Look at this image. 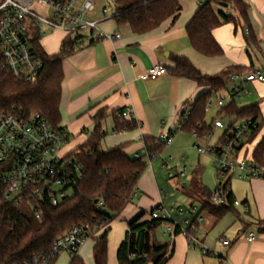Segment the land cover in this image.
Instances as JSON below:
<instances>
[{"label":"crops","instance_id":"1","mask_svg":"<svg viewBox=\"0 0 264 264\" xmlns=\"http://www.w3.org/2000/svg\"><path fill=\"white\" fill-rule=\"evenodd\" d=\"M177 1L181 10L174 22L169 18L142 35L133 34L127 26L119 25L112 18L101 21L98 24L101 33L119 35V38L113 41L84 40L62 62L59 127L68 137L61 151L62 155H69L72 150L86 141L87 135L93 129V116L97 112L103 113L102 130L105 133L101 142L103 151L123 146L124 153L129 157L142 156L145 152L144 139L157 140L162 135H169L176 128L178 118L184 109L209 91L207 87H200L191 80L172 76L169 71L173 67L170 60L172 56L185 58L196 70L206 76H215L226 70L242 74L257 70L264 72V0H245L248 7L247 23L239 21L236 24H222L212 32L215 42L222 50V55L209 59L202 57L191 48L185 32L186 25L202 2ZM220 9L224 10L221 7ZM95 12H97L96 4L95 11L91 14L92 18L89 20L100 21L103 16H95ZM223 12L229 13L227 10ZM107 15L111 17L113 10ZM44 37L46 45L51 46V50L46 51L42 37L39 45L44 53L48 56L57 54L64 35L54 32ZM155 65H163L166 74L155 81L143 79L148 70ZM227 83L231 85L230 89L234 85L229 81H226L225 85ZM225 85L223 90L212 94L210 102L230 90H227ZM245 88L254 93L252 95L255 96V101L251 104L258 105L260 116L257 123L264 126V83L247 84ZM218 110L219 108L216 109V113ZM118 111H128L129 117L122 121L117 119V122L132 121L135 123L134 129L113 132L116 122L113 114ZM194 139L199 141L193 134L181 131L174 136L170 149L165 151L168 153L171 148L182 151L191 144L192 147L198 146V143H194ZM192 151L197 156L199 167L195 173L199 177L200 184L207 189L206 177L213 173L212 168L201 167L202 156ZM145 159L149 162L148 158L144 157L143 160ZM152 160L149 168L145 169L136 184L132 202L110 224L107 237V264H117L116 251L123 241L130 221L141 213L143 216L139 223L149 221V214L154 209L159 206L166 208L161 196L162 190H160L156 167L160 159ZM205 163L206 161H203L202 164ZM168 181L175 186L180 185L177 181ZM188 183L180 186L184 187ZM234 186L229 179L228 189L234 201L240 204L234 207L235 214H227L217 220L203 212L204 222L198 233V240L208 251L207 255H202L198 249L190 248L181 236L164 237L162 230L161 240L156 234L154 235V240L158 243L173 244V255L165 264H264V233L260 232L264 227L258 225L259 222H264V180H244L241 190L239 186ZM180 196L178 200L186 203L170 205L169 208L187 209L195 206L196 203L190 202L183 189ZM196 207L201 209L199 204ZM249 234L255 236V240L251 243L247 241ZM222 240H226L228 245L223 246ZM92 247L91 241L89 251L90 260L93 262ZM76 257L83 263L90 264L89 255L86 256L88 260L85 261L81 257L80 250ZM70 262L71 259L68 264Z\"/></svg>","mask_w":264,"mask_h":264},{"label":"trees","instance_id":"2","mask_svg":"<svg viewBox=\"0 0 264 264\" xmlns=\"http://www.w3.org/2000/svg\"><path fill=\"white\" fill-rule=\"evenodd\" d=\"M115 20L119 25L127 26L133 34L142 35L171 18L174 22L181 10L177 0H111ZM225 4L229 13L214 7ZM247 4L245 0H208L199 5L197 11L185 27L191 48L204 58L222 55L212 32L222 24L247 23ZM218 9V10H217ZM75 42L64 37L57 54L48 56L37 46L44 67L32 84H22L0 69V115L20 113L24 116L38 114L48 124L60 132V86L63 79L62 62L72 54ZM173 67L172 76L191 80L209 91L191 105V111L182 132L193 134L203 140L213 131L205 123V106L212 94L224 89L226 81L234 71L226 70L215 76L202 75L185 58L170 57ZM236 72V71H235ZM115 116L114 133L130 131L135 128L132 121L118 123L120 113ZM260 116L257 104L241 106L235 101L228 102L216 113V118L230 123L252 120L257 123ZM103 113L93 116V129L86 141L68 155L77 163L82 176L72 186L69 197L59 206L41 204L40 219L31 212H23L24 204L15 206L0 203V264H31L34 258L50 252L54 241L75 227L89 233L93 242L92 257L94 264H107L108 232L110 224L132 202L136 184L146 169L143 158L152 160L164 151L163 144L154 139H144V155L138 159L124 153L123 146L103 151L101 142L105 136L102 130ZM65 133V132H64ZM241 157L264 168V126L257 123L251 135L241 147ZM180 183V181H177ZM229 180L220 182L216 189L226 191L225 203L218 207L211 204L212 193L199 182L197 173L182 189L191 203L201 206V211L220 220L227 214H235L233 196L228 189ZM100 204V205H99ZM28 208V207H27ZM141 213L127 224L123 241L116 251L117 264H165L173 255V244L158 243L154 240L156 229L161 226L158 220L139 223ZM264 233V228L260 229ZM177 231L175 232V236ZM58 256H55L54 264ZM70 264H84L72 256Z\"/></svg>","mask_w":264,"mask_h":264},{"label":"built area","instance_id":"3","mask_svg":"<svg viewBox=\"0 0 264 264\" xmlns=\"http://www.w3.org/2000/svg\"><path fill=\"white\" fill-rule=\"evenodd\" d=\"M94 11L95 4L90 0H0V69L18 83H34L44 67L37 46L40 47V39L48 33L60 32L64 37H71L76 47L84 40L118 39L119 35L103 34L98 29V24L113 18L114 13L109 17L104 8L100 21L85 19L86 15H91ZM165 74L166 68L163 65H155L143 79L155 81ZM228 81L234 85L225 96L216 98L217 108L236 101L244 91L248 96L245 86L264 83V72L257 70L246 74L234 73L229 76ZM210 107L211 102H208L204 112L207 113ZM190 111L191 105H188L179 116L176 128L169 135L158 137L157 141L163 144L164 150L170 149L174 136L182 131ZM128 117L129 112L123 111L118 119L122 121ZM256 126L257 123L248 120L235 123L227 130L221 120L215 119L213 128L222 131L217 144L205 150L194 145L192 150L198 155L209 156L213 166L225 180L231 177L264 180V168L241 157V147ZM67 141L66 133L52 128L38 114H1L0 203L15 206L24 204L39 220L41 204L46 202L55 208L69 197L72 186L82 176V172L68 155L61 154ZM133 158L138 159V155ZM172 161L171 156L163 159L161 166L167 169L168 180L181 181L186 176L185 167H181L179 162L172 167ZM150 162L149 160V165ZM226 193L216 189L211 195V204L215 207L223 205ZM239 205L237 201L233 202L234 207ZM149 218L162 223L164 237H174L177 231L176 235L183 237L190 248L198 249L202 255L208 254L198 240V233L204 222L200 208L159 206L149 214ZM88 240H91L89 233L83 228L75 227L57 238L48 254L34 258L31 264H51L54 257L61 253L77 256ZM254 240L253 234L247 236L248 243ZM221 244L227 246L228 242L222 240Z\"/></svg>","mask_w":264,"mask_h":264},{"label":"rangeland","instance_id":"4","mask_svg":"<svg viewBox=\"0 0 264 264\" xmlns=\"http://www.w3.org/2000/svg\"><path fill=\"white\" fill-rule=\"evenodd\" d=\"M92 1L93 3L96 4V8H97V12H95V16L96 15H99V16H103L102 15V9L105 7L107 8V12L110 14L112 13V8L108 5L109 2L111 0H90ZM198 1H201L202 3L208 1V0H198ZM214 7L216 8H219V5H214ZM221 10V9H220ZM226 11V9H224ZM224 10H221V11H224ZM92 16L91 15H86L85 19L89 20L91 19ZM49 35L52 34V33H48ZM44 38V39H43ZM43 46H44V49L46 51H50L51 50V46H47V42H45V37H43ZM226 89L229 90L231 85L229 83H227L226 85ZM245 90L250 93V96H247V94L244 92L241 93V95L239 96V98L236 99V103L237 104H251L255 101V96L252 95L254 93L250 92V90H248V88H245ZM222 97L225 96L224 94H221ZM221 95H218L217 98L221 97ZM226 101V99H225ZM215 102H216V98H213L212 99V102H211V107L210 109L208 110V112L205 114V123L206 125H211L212 121L216 118V106H215ZM228 103V102H227ZM218 119V118H216ZM223 123L225 125V127L228 126V124L230 123L229 120L227 119H223ZM239 123V122H238ZM259 123V122H258ZM222 134V131L220 130H213L211 132L210 137H205L203 140H199V141H196V139H194V143H198L199 147L203 150L207 149V148H211L213 147L215 144H217L218 142V139L220 138ZM174 151L176 153H174ZM167 151H163L159 156H157L155 159H160V162H158L157 164V168H158V180H159V183H160V190H162L161 192V196H162V199L164 201V203L166 204L165 207L166 208H169L170 205H178V204H185V202H182L183 200H178L179 197H181V190H182V187L180 185L184 184V183H188L190 181V179L192 178V176L194 175L195 171H198V161H197V156L196 154H194V152L192 151V144L187 146L186 149H182V151H178L174 148H171L170 151H168V153H166ZM172 157L173 158V161L170 162V165L173 167L176 165V163H180L181 167H185V178L182 179V181L180 182V185L179 186H175L174 183L168 181L167 179V174H168V171L166 168H162L160 165H161V162L163 159H167L168 157ZM206 163L205 164H202L203 161ZM154 160H152L153 162ZM143 162L146 164V168H149V162L148 160H143ZM200 163H201V167H208L210 166L212 168V171L213 173L211 174H208L207 175V189L208 191H210L211 193H213L215 190H216V187L218 185L219 182H224L225 181V178L223 177L222 174H220L216 168L213 166V163L210 159L209 156H205V157H201L200 158ZM202 170V169H201ZM203 172V171H201ZM228 179V178H227ZM230 182H231V185L233 187H235L234 185L236 186H239V190L242 189V185L244 183V180H241V179H238L236 177H231L230 178ZM165 196V197H164ZM198 204H195V206H197ZM21 209L23 210V212L27 213L29 212L30 213V209L27 208V207H21ZM259 226L261 227H264V222H259L258 223ZM162 227L163 226H160L156 229V232L155 234L157 235V237L159 238V240H161L162 238L160 237V232L162 230ZM90 248H91V241L88 240L87 242H85V244L80 248V252H81V257L86 260L87 257L89 255V260L91 259L90 257ZM58 260L55 262V264H68L70 259H72V255H69L68 253H61L59 256H58ZM84 264H86L84 262ZM89 264V263H88ZM90 264H93V262L90 260Z\"/></svg>","mask_w":264,"mask_h":264},{"label":"water","instance_id":"5","mask_svg":"<svg viewBox=\"0 0 264 264\" xmlns=\"http://www.w3.org/2000/svg\"><path fill=\"white\" fill-rule=\"evenodd\" d=\"M219 7H221V8H226L227 6L225 5V4H219ZM165 56H167V55H165Z\"/></svg>","mask_w":264,"mask_h":264}]
</instances>
